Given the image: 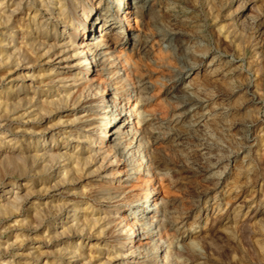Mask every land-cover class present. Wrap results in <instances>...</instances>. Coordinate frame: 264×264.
<instances>
[{"label": "clouds", "instance_id": "clouds-1", "mask_svg": "<svg viewBox=\"0 0 264 264\" xmlns=\"http://www.w3.org/2000/svg\"><path fill=\"white\" fill-rule=\"evenodd\" d=\"M0 264H264V0H0Z\"/></svg>", "mask_w": 264, "mask_h": 264}, {"label": "bare ground", "instance_id": "bare-ground-1", "mask_svg": "<svg viewBox=\"0 0 264 264\" xmlns=\"http://www.w3.org/2000/svg\"><path fill=\"white\" fill-rule=\"evenodd\" d=\"M97 33L95 31L92 32V35H96Z\"/></svg>", "mask_w": 264, "mask_h": 264}, {"label": "rangeland", "instance_id": "rangeland-1", "mask_svg": "<svg viewBox=\"0 0 264 264\" xmlns=\"http://www.w3.org/2000/svg\"><path fill=\"white\" fill-rule=\"evenodd\" d=\"M237 2H239V0H237ZM177 195H179V194H177Z\"/></svg>", "mask_w": 264, "mask_h": 264}]
</instances>
